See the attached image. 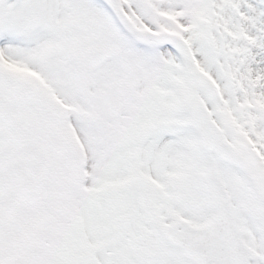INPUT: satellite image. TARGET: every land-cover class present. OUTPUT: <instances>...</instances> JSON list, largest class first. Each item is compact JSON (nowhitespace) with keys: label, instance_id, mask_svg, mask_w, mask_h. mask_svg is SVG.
<instances>
[{"label":"snow or ice","instance_id":"snow-or-ice-1","mask_svg":"<svg viewBox=\"0 0 264 264\" xmlns=\"http://www.w3.org/2000/svg\"><path fill=\"white\" fill-rule=\"evenodd\" d=\"M0 264H264V0H0Z\"/></svg>","mask_w":264,"mask_h":264}]
</instances>
